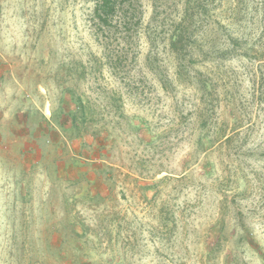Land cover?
Segmentation results:
<instances>
[{"label":"rangeland","instance_id":"obj_1","mask_svg":"<svg viewBox=\"0 0 264 264\" xmlns=\"http://www.w3.org/2000/svg\"><path fill=\"white\" fill-rule=\"evenodd\" d=\"M141 2L128 81L90 1L0 0V264H264V0Z\"/></svg>","mask_w":264,"mask_h":264},{"label":"trees","instance_id":"obj_2","mask_svg":"<svg viewBox=\"0 0 264 264\" xmlns=\"http://www.w3.org/2000/svg\"><path fill=\"white\" fill-rule=\"evenodd\" d=\"M92 3L91 11L87 21L93 29V36L98 40V44L105 50L109 59L113 63L110 66L115 74L122 75L123 79L130 81L128 77V57L130 61L136 59L139 54L141 39L149 45V57H155L159 53L158 39L161 31L153 18L148 22L144 21V11L141 0H85ZM187 14L186 9L184 15ZM155 20V18H154ZM168 35V42L162 47L161 52L172 55L175 73H182L190 67L191 57L194 51H198L203 56L217 55L216 57H231L234 53L233 47L237 46L231 41L227 44L211 43L208 49L203 51V45L196 44L193 40L192 29L182 22L177 23ZM113 44V45H112ZM112 45V46H111ZM166 47V48H164ZM253 50H251L252 52ZM255 52V57L257 53ZM189 59V60H188ZM127 74V77H126ZM74 117V116H73ZM228 146L232 137H226ZM102 146V145H100Z\"/></svg>","mask_w":264,"mask_h":264}]
</instances>
